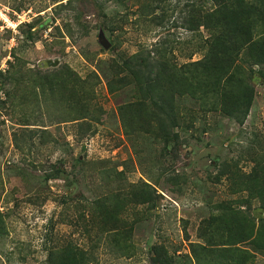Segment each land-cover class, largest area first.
<instances>
[{
	"label": "rangeland",
	"instance_id": "374dc122",
	"mask_svg": "<svg viewBox=\"0 0 264 264\" xmlns=\"http://www.w3.org/2000/svg\"><path fill=\"white\" fill-rule=\"evenodd\" d=\"M186 1L0 0V264H151L155 243L173 264H264L260 191L219 171L264 157V63L236 57L253 91L243 124L228 116L246 103L238 82L206 98L191 86L178 127L164 121L176 138L113 71L161 43L178 68L206 56L211 31L187 29Z\"/></svg>",
	"mask_w": 264,
	"mask_h": 264
},
{
	"label": "trees",
	"instance_id": "16d2710c",
	"mask_svg": "<svg viewBox=\"0 0 264 264\" xmlns=\"http://www.w3.org/2000/svg\"><path fill=\"white\" fill-rule=\"evenodd\" d=\"M195 0L186 1L183 12L187 13V29L194 31L203 25L211 31L208 54L196 61L184 64L180 68L170 62L164 50L168 46L161 43L149 50L146 56L134 54L123 60L121 64L115 62L114 74L121 75L120 82H127L128 76L131 82L138 83L141 94L152 105L153 115H157V126L164 138L177 133L166 131L165 122L172 128L178 127V120L174 110V100L185 91V88L196 86L195 92L200 91L203 98L216 92L217 86L222 83L232 92L234 83L238 82L236 92L242 101H246L240 115H228L230 118L243 124L248 114L253 99V91L249 84L242 79L243 68L237 66L239 53H246L252 57L254 63H264V0H210L212 10L200 13V8ZM189 8H187V7ZM199 29V28H198ZM166 45V44H165ZM153 51L154 54L150 55ZM151 56V57H150ZM153 59V60H151ZM237 67V68H236ZM233 70L238 72L232 73ZM123 73V74H122ZM232 75V76H231ZM233 80V81H232ZM112 82H108L110 85ZM196 84V85H193ZM82 91V88L79 87ZM221 100H225L227 90L220 93ZM232 97H235L232 93ZM201 98V97H200ZM81 102L80 96L73 101V107L79 115L88 114V109ZM154 107V108H153ZM242 114V115H241ZM78 116V115H77ZM82 116L79 118H84ZM75 117L74 119H79ZM165 121V122H164ZM170 134V135H169ZM175 141V139H174ZM254 161L255 168L247 174H239L228 170V165L222 163L220 174L227 176L239 188L260 191L258 199L264 213V157L259 156ZM245 178L243 181L241 178ZM151 188V187H150ZM244 190V189H243ZM156 193V189H152ZM106 201V200H105ZM250 205V204H249ZM264 220V217L260 219ZM251 239L255 245L263 244V223L252 224ZM163 243L152 245L151 264H173L172 256L168 253ZM128 248V247H126Z\"/></svg>",
	"mask_w": 264,
	"mask_h": 264
},
{
	"label": "water",
	"instance_id": "95a60500",
	"mask_svg": "<svg viewBox=\"0 0 264 264\" xmlns=\"http://www.w3.org/2000/svg\"><path fill=\"white\" fill-rule=\"evenodd\" d=\"M99 40L103 44V46L105 48H107L110 45V43L104 38V35L103 34L100 35V39Z\"/></svg>",
	"mask_w": 264,
	"mask_h": 264
}]
</instances>
